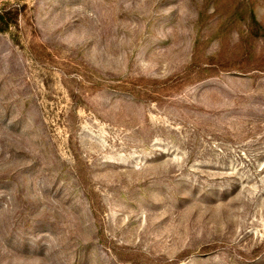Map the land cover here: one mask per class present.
I'll list each match as a JSON object with an SVG mask.
<instances>
[{"label":"rangeland","instance_id":"374dc122","mask_svg":"<svg viewBox=\"0 0 264 264\" xmlns=\"http://www.w3.org/2000/svg\"><path fill=\"white\" fill-rule=\"evenodd\" d=\"M0 11V264H264V0Z\"/></svg>","mask_w":264,"mask_h":264},{"label":"trees","instance_id":"16d2710c","mask_svg":"<svg viewBox=\"0 0 264 264\" xmlns=\"http://www.w3.org/2000/svg\"><path fill=\"white\" fill-rule=\"evenodd\" d=\"M9 12L0 11V31H6L13 22L8 19Z\"/></svg>","mask_w":264,"mask_h":264}]
</instances>
